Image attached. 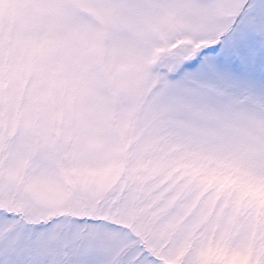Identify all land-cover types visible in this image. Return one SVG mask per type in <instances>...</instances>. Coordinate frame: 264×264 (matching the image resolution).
<instances>
[{"label": "snow or ice", "instance_id": "obj_1", "mask_svg": "<svg viewBox=\"0 0 264 264\" xmlns=\"http://www.w3.org/2000/svg\"><path fill=\"white\" fill-rule=\"evenodd\" d=\"M0 264H264V0H0Z\"/></svg>", "mask_w": 264, "mask_h": 264}]
</instances>
